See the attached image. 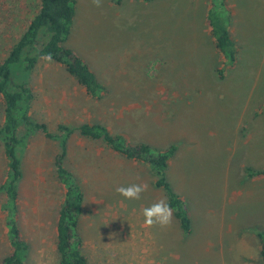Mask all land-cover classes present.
<instances>
[{"label":"rangeland","instance_id":"obj_1","mask_svg":"<svg viewBox=\"0 0 264 264\" xmlns=\"http://www.w3.org/2000/svg\"><path fill=\"white\" fill-rule=\"evenodd\" d=\"M238 63L216 51L206 23L211 0H77L67 45L84 59L107 92L88 98L63 66L40 60L18 79L33 86L32 118L52 133L65 123H102L133 144L177 151L167 181L186 202L191 235L173 216L169 227H148L142 208L167 194L140 162L101 141L73 134L66 168L81 182L79 231L90 264H260L264 233V0H226ZM39 0H0V62L29 22ZM217 68H224V79ZM4 105L0 98V128ZM24 134L25 131H22ZM59 141L35 134L17 150L19 226L30 244L27 264H59L55 224L64 200L54 159ZM7 170L0 141V186ZM147 183L138 201L119 186ZM0 192V261L10 254Z\"/></svg>","mask_w":264,"mask_h":264},{"label":"trees","instance_id":"obj_2","mask_svg":"<svg viewBox=\"0 0 264 264\" xmlns=\"http://www.w3.org/2000/svg\"><path fill=\"white\" fill-rule=\"evenodd\" d=\"M151 2L154 0H135ZM116 5L122 0H112ZM77 0H39L36 15L29 22L18 41L11 47L6 58L0 62V98L4 105L0 141L3 143L7 170L0 192L6 194L3 205L5 212V237L10 254L0 264H27L26 255L30 244L19 226V183L24 177L22 161L17 150L24 146L27 138L42 134L59 141V152L54 159L57 177L64 188V200L58 211L55 233L59 264H90L84 252V239L79 231L83 215V192L81 182L66 168L68 147L77 131L83 139L101 141L125 159L146 164L156 176L155 187L167 194V203L174 210V218L184 235H191L192 221L185 200L167 181L166 171L177 151L176 146L158 151L143 143L133 144L120 135H114L102 123H84L78 128L61 123L52 133L48 125L32 118L36 100L33 86L27 80L18 79L17 70L25 62V73H32L40 60L51 55L49 62L60 64L82 87L88 98L100 101L106 88L99 82L87 62L71 49L67 43L72 35L76 18ZM231 11L226 0H211L206 23L216 51L223 56L227 65L238 63V48L231 35ZM24 61V62H23ZM48 61V60H46ZM219 78L224 79V68H217ZM25 131L24 134H22ZM264 170L248 169V177L263 176ZM260 239L261 263L264 264V233Z\"/></svg>","mask_w":264,"mask_h":264},{"label":"clouds","instance_id":"obj_3","mask_svg":"<svg viewBox=\"0 0 264 264\" xmlns=\"http://www.w3.org/2000/svg\"><path fill=\"white\" fill-rule=\"evenodd\" d=\"M93 4L97 7L101 6V0H93ZM46 60L51 61L52 57H45ZM148 190L147 183L131 184L128 186H119L116 188V192L126 200L138 201L141 199L142 194ZM174 210L165 201L160 200L153 203L149 207L142 208V215L144 217V223L148 227L159 226L161 228L169 227L173 220Z\"/></svg>","mask_w":264,"mask_h":264}]
</instances>
